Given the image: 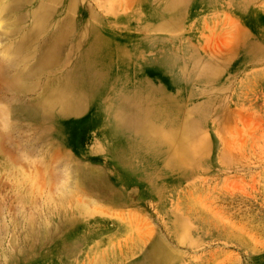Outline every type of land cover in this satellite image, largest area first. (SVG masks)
<instances>
[{"label": "rangeland", "instance_id": "1", "mask_svg": "<svg viewBox=\"0 0 264 264\" xmlns=\"http://www.w3.org/2000/svg\"><path fill=\"white\" fill-rule=\"evenodd\" d=\"M193 2L0 0V264H264V0Z\"/></svg>", "mask_w": 264, "mask_h": 264}, {"label": "bare ground", "instance_id": "2", "mask_svg": "<svg viewBox=\"0 0 264 264\" xmlns=\"http://www.w3.org/2000/svg\"><path fill=\"white\" fill-rule=\"evenodd\" d=\"M197 4H198V0H194L192 7H191V13L192 14L194 13V11L196 9ZM147 42H149V41H147ZM150 45H151V43H150ZM170 48L172 50L171 46H170ZM187 49H188V47L186 46V48H185V45H183V48L181 49V51L184 53V55H185V52L187 51ZM171 50H168L167 52H165V54L162 57H159V58L153 57L152 55L145 56L140 62V67L138 69V73L147 74V73H150L152 71H160L161 73L165 74L164 72H169V76L171 78V83H173L174 81H178V79H181V75H180V72L178 70V63H179V59H180L179 53L180 52L178 53V51H171ZM180 63H181V59H180ZM130 65H132V64H130ZM165 75H167V74H165ZM94 115L96 116V115H100V114L98 112L97 113L95 112ZM104 119H105V117H102V120H104ZM99 121H97V122H99Z\"/></svg>", "mask_w": 264, "mask_h": 264}, {"label": "crops", "instance_id": "3", "mask_svg": "<svg viewBox=\"0 0 264 264\" xmlns=\"http://www.w3.org/2000/svg\"><path fill=\"white\" fill-rule=\"evenodd\" d=\"M164 86L166 87V85L164 84ZM167 88V87H166ZM166 90H168L169 91V93H173V92H171L168 88L166 89Z\"/></svg>", "mask_w": 264, "mask_h": 264}]
</instances>
